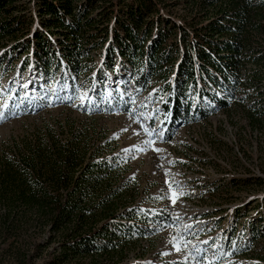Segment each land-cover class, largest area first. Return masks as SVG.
I'll return each mask as SVG.
<instances>
[{
    "label": "rangeland",
    "instance_id": "obj_1",
    "mask_svg": "<svg viewBox=\"0 0 264 264\" xmlns=\"http://www.w3.org/2000/svg\"><path fill=\"white\" fill-rule=\"evenodd\" d=\"M120 1L99 3L90 18L119 15L123 3L139 0ZM146 1L154 10L150 20L156 12L180 25L190 19L191 9L181 1ZM72 2L78 7L87 0ZM15 6L13 15L27 25L15 36L0 38V105L12 96L0 120V177L23 174L27 147L39 141L48 146L49 136L60 144L78 139L83 152L106 163L114 191L103 194L102 202L119 194L120 220L111 227L117 234L113 249L62 261L61 237L34 214L29 225L23 223L20 214L25 210L17 209L11 231L0 233V264H185V257L187 264H264V116L261 126L251 125L247 108L231 105L228 113L220 110L180 126L167 141L160 127L161 83L149 82L139 91L117 51L110 59L104 57L111 45L102 41L98 27L111 28L112 17L104 25L82 29L75 70L68 67L66 50L59 49L66 46L58 43L63 36H51L49 46L58 63L46 71L32 60V45L28 47L36 34H49L40 24L46 17L40 16L36 0H20ZM251 88L237 94L240 103L264 104V97ZM144 128L156 134L149 137ZM169 183L179 188L169 189ZM173 192L183 193L175 203ZM86 201L94 206L96 198L89 195ZM174 244L181 246L180 252ZM113 251L124 255L116 259Z\"/></svg>",
    "mask_w": 264,
    "mask_h": 264
},
{
    "label": "trees",
    "instance_id": "obj_2",
    "mask_svg": "<svg viewBox=\"0 0 264 264\" xmlns=\"http://www.w3.org/2000/svg\"><path fill=\"white\" fill-rule=\"evenodd\" d=\"M36 1L40 16L46 17L40 24L49 34L45 38L36 34L30 41L32 60L46 71L55 68L58 62L49 45L51 36L62 35L65 40L58 43L66 46L59 49L66 50L67 66L75 70L82 29L104 25L112 17L111 13H102L100 21L90 18L96 6L106 4V0H87L78 7L72 0ZM177 1L191 9L189 21L182 25L157 12L150 20L154 10L146 0L125 5L120 1L123 9L112 17L114 25L98 27L99 34L105 36L102 41L108 39L111 45L104 57L110 59L117 51L139 91H145L149 82L161 83L158 91L164 99L160 102V127L167 141L180 126L206 120L220 110L228 113L231 105L246 107L249 123L261 126L264 104L253 101L245 105L237 94L252 87L264 97V0ZM19 2L0 0V38L15 36L21 25H27L13 15ZM155 31L156 37L151 38ZM49 137L48 146L39 141L35 147H27L30 154L22 158L23 174L1 175L0 233L11 231L10 225L17 219L14 213L22 209L23 223L29 225V217L34 214L39 223L61 237L62 261L78 255L101 256L113 249L112 239L117 234L111 227L113 221L120 220L116 204L119 194L110 203L102 202L103 194L114 191L112 175L105 174L102 158L86 154V149L83 152L78 139L60 144ZM96 159L98 162L93 163ZM89 195L96 198L94 206L86 201ZM252 233L256 237L258 230ZM123 255L114 252L113 257L120 259Z\"/></svg>",
    "mask_w": 264,
    "mask_h": 264
},
{
    "label": "snow or ice",
    "instance_id": "obj_3",
    "mask_svg": "<svg viewBox=\"0 0 264 264\" xmlns=\"http://www.w3.org/2000/svg\"><path fill=\"white\" fill-rule=\"evenodd\" d=\"M14 91V90H12ZM87 96V93H83L81 95V99H84L85 97ZM12 99V96L9 95L4 103L2 105H0V120H3L4 119V115H5V110H9V103L8 101ZM144 132L147 136L151 137L153 136L154 134H156L155 132V129H149V128H144ZM148 144H153L154 142L152 140H148L147 141ZM141 151H143V149H140ZM155 151H160V149H154ZM173 187H176V188H179V184L177 183L176 185H173L172 183H169V189H172ZM180 195H183L182 192H173L172 196L170 197V199L172 200L173 203L176 202V200L179 198ZM163 198V197H161ZM188 227H191V226H188ZM206 243V242H205ZM183 244L187 245V241H184ZM174 247H175V250L177 252H180L181 251V246L180 245H175L174 244ZM196 251H200V249L196 248L195 249ZM193 260H195V257H192ZM187 260H188V257H185V264H187ZM209 264H211V262H209Z\"/></svg>",
    "mask_w": 264,
    "mask_h": 264
}]
</instances>
